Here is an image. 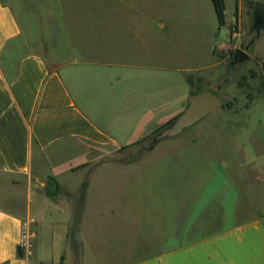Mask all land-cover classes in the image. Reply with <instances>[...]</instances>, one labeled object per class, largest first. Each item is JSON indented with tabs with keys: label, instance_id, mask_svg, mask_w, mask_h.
Returning <instances> with one entry per match:
<instances>
[{
	"label": "crops",
	"instance_id": "1",
	"mask_svg": "<svg viewBox=\"0 0 264 264\" xmlns=\"http://www.w3.org/2000/svg\"><path fill=\"white\" fill-rule=\"evenodd\" d=\"M89 7L101 35L72 33V25L25 24L0 0V264H103L89 255L87 221L113 210L103 207L104 197H90V189L104 182L93 179H127L136 166L86 163L97 154L66 147L86 155L66 167L85 177L71 187L48 155L67 143L126 146L151 134L175 116L174 101L181 106L190 89L187 76L206 67L216 48L229 46L218 23L204 60L186 69L174 62L170 36L160 33L168 22L134 4L103 0ZM175 71L182 76L176 82L170 79ZM48 176L64 190L56 198L44 192ZM169 186L168 179V209L152 214L155 225L147 234L146 242L156 248L123 264H264L260 217L176 241L174 185ZM22 224L31 234L30 255L18 245ZM130 234L123 229L118 235L128 257Z\"/></svg>",
	"mask_w": 264,
	"mask_h": 264
},
{
	"label": "rangeland",
	"instance_id": "2",
	"mask_svg": "<svg viewBox=\"0 0 264 264\" xmlns=\"http://www.w3.org/2000/svg\"><path fill=\"white\" fill-rule=\"evenodd\" d=\"M3 1L14 8L25 24L26 21L55 24L58 29L61 25H72V33L81 29L91 37L101 35L96 20L92 24L89 6H101L103 0ZM258 2L264 0H222L226 21L220 36L226 33L223 40L229 46L216 48L206 67L187 76L189 92L181 106L174 101L176 114L169 121L185 109L191 93L201 90H210L222 100L215 112L175 136L160 139L152 149L148 146L159 130L126 146L72 142L52 157L48 155L60 169L59 178L71 187L79 185L85 177L81 172H67L66 167L86 155L69 152L66 147L97 154L84 160L86 163L125 162L136 166V173L127 179L98 175L93 179L96 183L104 182L90 189V197H104L103 207L113 210L87 221L89 255L102 259L103 264H123L156 248L151 241L146 242L151 240V234H147L155 225L152 214L162 216L168 209L165 192L168 179L169 188L174 185L176 241L246 218L260 217L264 221V25L258 26V32L252 25L254 5ZM110 3L142 6L147 14L168 22V28L160 33L165 31L170 36L174 62L186 69L204 60V47L218 26L210 0H110ZM234 50L244 57L235 60ZM181 77L175 71L170 79L176 82ZM172 94L168 92L169 97ZM63 192L61 188L59 194ZM123 229L130 230V241H134L129 257L122 252L126 245L121 247L118 238ZM127 242L128 239L123 240V244Z\"/></svg>",
	"mask_w": 264,
	"mask_h": 264
},
{
	"label": "water",
	"instance_id": "3",
	"mask_svg": "<svg viewBox=\"0 0 264 264\" xmlns=\"http://www.w3.org/2000/svg\"><path fill=\"white\" fill-rule=\"evenodd\" d=\"M252 21L256 23L255 30L258 32V26L264 25V3L258 2L254 5ZM221 105L222 100L210 90L191 93L185 109L168 125L159 130L148 148L152 149L164 137H172L181 133L185 128L191 126L204 116L215 112Z\"/></svg>",
	"mask_w": 264,
	"mask_h": 264
},
{
	"label": "trees",
	"instance_id": "4",
	"mask_svg": "<svg viewBox=\"0 0 264 264\" xmlns=\"http://www.w3.org/2000/svg\"><path fill=\"white\" fill-rule=\"evenodd\" d=\"M214 12L216 14L218 23L220 25L225 24V12H224V7L222 4V0H211ZM171 121L167 122L165 125H168ZM165 125L160 126L159 128L155 129L152 133L157 132L158 130L162 129ZM145 137H142L141 139L135 141L134 143H137L139 141H142L145 139ZM44 192L46 193L47 196L51 198H56V195H58L61 192V186L60 184L55 180L53 176H48L47 180L45 181L44 184Z\"/></svg>",
	"mask_w": 264,
	"mask_h": 264
},
{
	"label": "built area",
	"instance_id": "5",
	"mask_svg": "<svg viewBox=\"0 0 264 264\" xmlns=\"http://www.w3.org/2000/svg\"><path fill=\"white\" fill-rule=\"evenodd\" d=\"M18 245L23 249L25 254L30 255L32 253L31 234L24 224L21 226Z\"/></svg>",
	"mask_w": 264,
	"mask_h": 264
},
{
	"label": "flooded vegetation",
	"instance_id": "6",
	"mask_svg": "<svg viewBox=\"0 0 264 264\" xmlns=\"http://www.w3.org/2000/svg\"><path fill=\"white\" fill-rule=\"evenodd\" d=\"M259 13H261V12H259ZM252 25H253V27H255L256 23L253 22ZM233 53H234V59H235V60H240V59H242V58L244 57V54L241 53V52L238 51V50H234Z\"/></svg>",
	"mask_w": 264,
	"mask_h": 264
}]
</instances>
